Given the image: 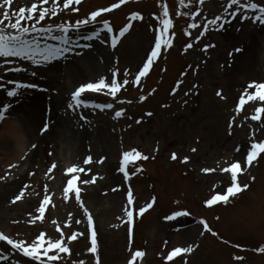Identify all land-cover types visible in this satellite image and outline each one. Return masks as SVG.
<instances>
[{
	"label": "rangeland",
	"instance_id": "374dc122",
	"mask_svg": "<svg viewBox=\"0 0 264 264\" xmlns=\"http://www.w3.org/2000/svg\"><path fill=\"white\" fill-rule=\"evenodd\" d=\"M65 2L14 0L11 11L18 14L19 8H30L32 3L38 4V11L55 7L56 14L50 11L40 25L51 26L52 32L32 31L28 37L38 40L41 48L45 45L63 48V40L53 39L63 34L59 25H75L89 19L91 12L119 0H81L67 9L63 7ZM247 3L259 7L241 9ZM165 7L168 17L163 16ZM259 8H264V0H241L234 6L230 0H204L203 4L199 0H185L183 4L180 0H129L111 15L103 13L97 22L80 29L69 28L68 47L72 51L57 61L34 64L29 58L0 57V79L5 82L0 88V110L34 132L15 167H0V185L11 178L20 179L21 185L10 194L0 193V232L28 242L42 232L47 234L46 239L63 238L71 255L61 254L63 258L58 264H81V261L96 264L97 256L100 264H128L135 249L145 253L136 264H264V253L258 251L264 247V154L251 168L246 160L251 145L264 142V114L257 111L264 108V100L247 99L257 91L250 84L264 83V23L255 19L264 15ZM7 10H0V20ZM133 13H139L143 19L132 20ZM164 19L172 21L165 33L172 46H162L149 73L137 84L136 76L154 47ZM104 20L110 22L112 32L104 28ZM213 20L215 24L211 23ZM127 22L131 25L129 33L119 37L113 47L111 38ZM32 23L23 20V26L31 27ZM7 24L0 27L13 32ZM193 24L197 27H191ZM93 32L98 35L93 37ZM85 36L90 38L84 39ZM188 44L193 47L187 49ZM78 45L89 48L83 51L75 47ZM87 54L94 58L95 64L88 61ZM79 61L84 62L85 69L77 72L72 66L77 63L80 66ZM54 65L56 70L52 69ZM101 78L106 82L116 79L122 85L117 96L113 98L109 89H105L86 97L89 107L75 106L71 99L73 90ZM17 84L37 87L16 88ZM12 88H16L17 95L8 97L6 91ZM218 91L222 96H217ZM242 96L246 103L237 112ZM32 102L41 119L27 125L24 121ZM70 104L73 106L69 107ZM96 104L113 107L100 110ZM117 111L123 115L117 118ZM254 115H260V120H253ZM138 120L141 122L137 123ZM63 121L69 126L65 131L85 135L78 153L70 148L71 142L65 136L46 141L47 135L60 130L57 127ZM46 124L48 130L42 134ZM40 138L46 141L41 146ZM12 142L8 141L11 148ZM33 144L37 145L35 149ZM46 144L49 147L44 148L43 156L32 158ZM132 150L149 159H141L143 170L138 164L128 166L125 176L120 171L123 153ZM173 153L177 155L175 161L171 159ZM67 156L70 164L65 163ZM89 156L92 163L86 165L84 161ZM237 161L243 169L239 181L242 186L250 185V189L227 205L208 207L206 201L210 196L226 190L230 182V176L222 168ZM109 165L110 174L119 177L114 181L105 171ZM69 167H83L85 171L69 174ZM204 169L216 171L206 173ZM74 176L80 177L81 199L95 222L97 253L89 251L91 226L87 214L74 193L64 191L67 180ZM93 177L94 184H83ZM129 190L133 192L132 205L127 201ZM20 192L24 197L13 202ZM114 193L120 196V205L110 201ZM45 196L52 198L48 205H43ZM153 198V207L141 218L139 209L147 207ZM40 206L45 207V218L32 223L40 215ZM125 209L134 211L133 236L126 224ZM177 212L189 214L176 220L166 219ZM201 221L212 226V231H205ZM190 229L192 232L186 235L184 232ZM178 233L182 240L174 245L172 236ZM72 235L77 236L76 241L71 240ZM175 247L193 251L168 261L167 254ZM4 263L39 264V261L24 257L6 241H0V264Z\"/></svg>",
	"mask_w": 264,
	"mask_h": 264
},
{
	"label": "snow or ice",
	"instance_id": "6c2138e0",
	"mask_svg": "<svg viewBox=\"0 0 264 264\" xmlns=\"http://www.w3.org/2000/svg\"><path fill=\"white\" fill-rule=\"evenodd\" d=\"M129 0H119V3H114L110 7H104L99 10L93 11L90 14V18L78 21L75 25H64L61 24L58 27H60L62 35L59 36H53V39H60L64 42V47L61 48L59 46H48L45 45L43 48L40 47L39 41L36 39H30L28 37V34L32 31H36L39 34H50L52 32L51 26L43 27L40 26L41 22L45 21L46 16L49 15L50 11L51 14H56V8L53 7L51 10L47 7H44L42 11H38V4L32 3L30 8L27 7H21L18 10L17 13H13L11 11L12 5L14 3V0H3V3H0V10L7 8V11H3V19L0 20V25H4L5 22H8L7 27L14 30L13 32H8L5 27H0V57L3 58H9V57H24L31 59L32 63L34 64H41L46 62H54L57 61L60 57L64 55V53L72 51L70 47H68L69 43L71 42L68 37L69 28H75L80 29L83 25L91 24L94 22H97V18L102 17L103 13H110L114 9H119L122 5L128 3ZM185 0H180V3H184ZM201 4L204 3V0H199ZM44 4L48 3V0H43ZM81 3V0H66V2L63 4L64 8H69L70 5L73 4H79ZM241 0H230V5L234 6L237 4H240ZM253 8L257 9L259 6L256 3H247L241 5V9L243 8ZM78 11L79 9H75ZM260 13L264 14V8H259ZM169 12L167 7L163 10V16L168 17ZM233 16L236 15L235 12L232 13ZM243 18V17H242ZM14 19V22H12ZM29 20L32 21L31 27L23 26V20ZM132 20L137 19H143L142 16H140L139 13H133L131 16ZM219 19V17H217ZM255 19L259 21L260 23H264V15L256 16ZM211 23L215 24L216 20L211 21ZM163 27L159 33V35L155 38L154 47L151 49V52L149 55H147L146 62L143 63V67L139 70L138 75L136 76L135 83L139 84L142 77H145L149 71L151 66L153 65L154 61L160 56L162 46L171 47V40L165 38V33L168 32L169 28L172 26V21L170 19H164L162 21ZM103 26L108 32H112V27L109 21L104 20ZM129 27L131 25L126 26L121 29L120 36H123L126 32H128ZM191 27L195 28L197 27L195 24H193ZM97 32H93L92 36H97ZM203 35V33H201ZM90 37L85 36L84 39H89ZM199 39V37H197ZM111 44L113 47L117 44V38L113 36L111 38ZM84 47H89V45H84ZM193 47L192 44L187 45V49H191ZM208 46L206 45L205 48ZM235 51H239V49H236ZM39 56L37 59L36 57ZM7 62V61H6ZM35 75V73H33ZM127 75V73H126ZM12 83V82H10ZM125 84L128 83V81L124 82ZM0 87H3V85H0ZM37 85L35 84H27V85H21L17 84L16 88H35ZM122 85L117 82L116 79H109L107 82L104 78L99 79L98 82H89L86 84H81L71 95V99L74 101L75 106H83L85 108L89 107V104L87 103V94L89 93H99L103 92L105 89H109L108 94L111 95L113 98L117 96V93H119ZM250 88H255L257 91L255 94L248 95L247 99L251 101H257V100H264V83H254L249 85ZM16 88H12L11 90H7L6 94L8 97H14L17 95ZM187 94V93H186ZM217 96H222V92L218 91ZM82 97H85L82 99ZM142 99H147V97H143ZM121 103H124V101H121ZM128 103H131V101H128ZM246 101L244 97L242 96L239 102V105L237 106V112H240L245 105ZM73 105H69V107H72ZM95 107L99 108L100 110H104L106 108H112V104H96ZM5 107H8L5 105ZM258 113L264 114V108H259ZM123 115V112L117 111L115 113V116L118 118ZM147 115L151 116L152 113H148ZM5 119V112L3 110H0V120ZM253 120H259L260 115H254L252 117ZM141 121L138 120L137 123H140ZM48 130V125L46 124L44 129L42 130V134L44 131ZM4 135V133H0V136ZM37 145L33 144L32 148L35 149ZM193 152L196 151L195 148L192 149ZM237 151H239V148H237ZM261 154H264V142H257L253 143L251 145V148L247 151V167L251 168L260 157ZM147 160L149 159L148 156L142 155L136 150L128 151L123 153L122 157V167L120 168V171L124 173L125 176H128V166L132 163H134L137 160ZM171 159L175 161L177 159L176 153L172 154ZM188 161V158H184V162L186 163ZM92 163V157H88L84 164H90ZM101 163H103V160H101ZM12 167H15L13 165ZM52 168L55 169L56 165L53 164ZM85 169L83 167L77 168V167H69L67 169V173L74 174V173H83ZM204 172H215L216 169H204ZM222 172L228 176H230V182L228 186L226 187V190L224 191H217L215 195H213L209 200L206 201V205L208 207H212L219 204L227 205L232 201L233 198L237 197L241 193L247 191L250 189V185H241L239 181V176L242 174V164L241 162H232L229 166L223 167ZM80 179L79 176H74L71 179L67 180V186L64 189L65 193L67 194H73L77 201L80 202L81 206L83 207V211L87 214V221L88 224L91 226V247L89 251L91 253H97V230L95 227V222L93 219L92 214L90 213L89 209L87 207H84V201L81 199V187L77 186V182ZM255 178H253L254 180ZM96 182V178L93 177L90 181H83V184H94ZM219 188H223V185L218 186ZM117 189H113V191H116ZM24 197V193L20 192L19 195H17L14 198V201L21 200ZM52 198L50 196H45L43 198V205H48L50 203V200ZM127 201L129 205L134 204L133 201V192L131 190L127 193ZM155 203V198H153V202L149 203L147 207L140 208L139 209V215L142 218L143 215L153 207V204ZM178 203V202H177ZM38 211L40 215L38 217H34L32 223H36L37 220L43 221L45 218V207L40 206L38 208ZM127 220L126 224L134 225V211L127 210ZM187 212H177L171 216L166 217L167 220H176L180 216L188 215ZM219 219V217H217ZM55 223V222H54ZM79 223V221H77ZM201 223L204 225V230L207 232H211L212 229L208 226L206 221H201ZM70 226V225H69ZM57 231L59 232L60 229L58 228ZM131 231V229H129ZM46 233H40L33 241L28 242L23 239H12L8 235H5L3 232H0V241H6L8 245H10L13 249L18 250L20 253L23 254L24 257L31 258V260L39 261V264H58V261H60L63 257L61 254L68 253L71 255V250L68 246H66V242L63 238H47L46 239ZM80 235H83L81 233ZM213 235H217V233H213ZM72 241L77 240L76 235L71 236ZM193 251L191 248L187 247H175L173 251L167 254V260L172 261L175 257L181 256L183 253H189ZM259 252L264 253V247H260L258 249ZM145 256V253L143 251H135L131 259L128 261V264H136L137 258H142ZM236 259L240 260L243 259L242 257H236ZM81 264H84L83 261H81ZM96 264H100L99 256L96 258Z\"/></svg>",
	"mask_w": 264,
	"mask_h": 264
},
{
	"label": "bare ground",
	"instance_id": "6f19581e",
	"mask_svg": "<svg viewBox=\"0 0 264 264\" xmlns=\"http://www.w3.org/2000/svg\"><path fill=\"white\" fill-rule=\"evenodd\" d=\"M88 61H90L91 63L95 64V60L93 57H91L90 55L88 56V54L86 55ZM80 62V66L78 65L79 63H77V65H73L72 68L73 70L79 72L81 70L85 69L84 66V62ZM53 70L57 69V66L54 65L52 67ZM76 72V74H77ZM33 111H32V109ZM31 107H28V112H27V118L24 121L25 124H35L37 122L40 121L41 116L36 112L35 108V104L34 102H32ZM59 126L57 128H60V130H55L53 131V133H50L51 135H47V139L46 140L44 137V139L48 142L50 140L53 141L52 139H54L53 137L56 138H60L61 136H65L67 139H69L68 141H70L71 146L70 148L74 150L75 153H78L81 150V144L80 141L82 139V137H84L85 135L82 133L81 135L79 133H75L72 132L70 130L69 131H65V129H68V123L63 121V122H59ZM25 128V129H24ZM69 130V129H68ZM0 132L4 133V135H2L0 137V140H3L0 142V167L2 166L4 169H7L8 166H13V164L18 160V158L20 157L24 146L26 144V141L28 140V138H32L34 136V132L32 130H28L27 127H23L20 126L18 123H16L15 119L10 118L6 116V119L4 120V122L0 125ZM5 137V139H3ZM102 137V136H101ZM2 138V139H1ZM35 139L38 140V138L35 137ZM41 139V138H40ZM44 139H41V141L39 142V145H43L46 143V141ZM104 140V137L102 138ZM13 141L12 143V148L9 147L8 145V141ZM49 147L47 144L43 147H41L42 149L37 150L33 155L32 158L37 159L38 157L43 156L44 154V148ZM2 153H4V156H2ZM45 157V156H44ZM65 163L66 164H70V157L68 158V156L65 159ZM1 170V169H0ZM111 170H112V166H108L107 169L105 170L106 172H108V174L110 175L108 178H113L112 181L118 179L119 177H117L116 175H111ZM5 171V170H4ZM111 173V174H110ZM12 180L10 181V179L6 182V183H1L0 185V193L1 191H3L2 194H10L11 192H14L18 189H20V179H16V178H11ZM111 202H117L118 205L121 204L120 201V196L116 193L112 194V198L110 200ZM192 232V230L190 229L189 231H185L184 233L186 235H189ZM173 239H174V245H178L180 244V241L182 240V237H180V234H173ZM7 264V263H4Z\"/></svg>",
	"mask_w": 264,
	"mask_h": 264
}]
</instances>
